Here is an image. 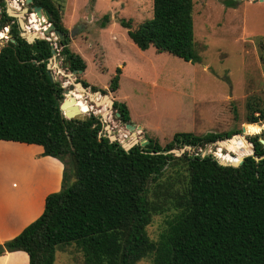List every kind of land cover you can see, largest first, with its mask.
Masks as SVG:
<instances>
[{
  "label": "trees",
  "instance_id": "1",
  "mask_svg": "<svg viewBox=\"0 0 264 264\" xmlns=\"http://www.w3.org/2000/svg\"><path fill=\"white\" fill-rule=\"evenodd\" d=\"M33 4L47 9L50 21L64 33L58 41L59 54L71 69L84 72L87 63L69 47L70 31L60 4L55 0H33ZM0 7V40L6 37L7 26L11 35L0 48V140L40 145L43 156L64 165L60 190L46 196L37 219L0 243V255L23 250L29 264H55L57 250L73 245L85 264H138L144 258L154 264H264L260 138L226 142L229 151L241 150L240 155L252 148L239 166L222 165L212 153L202 155L203 147L231 138L236 130L176 132L165 145L147 138L145 146L126 150L120 140L110 139L95 113L85 120L64 115L60 107L64 87L48 74L53 40L28 42L4 0ZM193 12L194 0H153L151 18L137 27L130 21L121 23L139 48L154 46L197 62L201 56L195 50ZM120 74L118 68L111 91L119 88ZM114 110L130 123L125 102L115 100ZM246 122L248 133L260 132L257 128L264 126L254 123H264V101H248ZM184 147L181 155L170 152ZM218 155L233 159L220 150ZM158 215L165 216V224L153 238L148 228Z\"/></svg>",
  "mask_w": 264,
  "mask_h": 264
},
{
  "label": "rangeland",
  "instance_id": "2",
  "mask_svg": "<svg viewBox=\"0 0 264 264\" xmlns=\"http://www.w3.org/2000/svg\"><path fill=\"white\" fill-rule=\"evenodd\" d=\"M55 2L60 4L64 24L70 31L69 47L85 59L87 68L72 78L67 77L65 74L72 71L58 52L59 40L53 33L43 34L42 38L53 40L57 50L52 57L54 78L64 89L78 79L85 80L91 87L107 89L111 98L128 105L130 123L137 127L140 140L154 138L165 145L176 132L204 134L231 130L237 131L231 139L242 133L250 140L256 136L264 139V127H258L260 132L253 134L243 130L248 124V101H264V0H194L195 50L201 56L197 62L159 52L154 46L141 49L129 37L128 28L121 20L137 27L153 16V0ZM4 3L6 8L12 6V0H4ZM16 3L20 9L25 0H16ZM30 16L26 14L25 20ZM27 26L26 30L32 31ZM3 31L6 37L0 40L1 46L11 37L9 30L4 28ZM118 68L121 69L119 88L111 91L110 84ZM89 91L93 90L89 88ZM82 94V100L91 106L85 113L101 116L104 109H109L105 127L110 124L111 134L121 142L133 137L108 103L97 105L88 93ZM254 124L264 126V123ZM222 142L209 144L202 151L221 158L220 150L235 159L240 158L241 150L229 151ZM25 153L29 161H35L30 151ZM22 165L9 156H2L1 175L36 177L26 171L21 173ZM164 224L165 216H156L148 228L150 235L157 238ZM55 264L85 263L82 253L71 245L57 250ZM138 264L154 263L144 258Z\"/></svg>",
  "mask_w": 264,
  "mask_h": 264
},
{
  "label": "crops",
  "instance_id": "3",
  "mask_svg": "<svg viewBox=\"0 0 264 264\" xmlns=\"http://www.w3.org/2000/svg\"><path fill=\"white\" fill-rule=\"evenodd\" d=\"M24 151H30L36 162L29 161ZM42 151L43 147L37 144L0 140V243L15 237L37 219L44 210L46 196L61 188L63 163L43 156ZM2 156L15 159L20 166L22 163L21 173L26 171L36 177L1 175ZM0 264H29V255L23 250L6 252L0 255Z\"/></svg>",
  "mask_w": 264,
  "mask_h": 264
},
{
  "label": "water",
  "instance_id": "4",
  "mask_svg": "<svg viewBox=\"0 0 264 264\" xmlns=\"http://www.w3.org/2000/svg\"><path fill=\"white\" fill-rule=\"evenodd\" d=\"M33 4V0H25V6L22 7V9H16L13 6H7L6 11L7 13L18 19L19 24H20V28H21V36L24 37L25 39H27L28 42L33 43L36 39H40L42 38V36L40 34H36L33 32H28L26 30V25L27 23L30 21V18H28L27 20H25V16L26 14L28 15H32V14H36L37 15V19L39 20L38 24L40 25L41 28L45 27L46 25L48 26L47 29H44V33H50V34H54V36L59 40L64 38V33L57 28V26L52 23L51 20V15L49 13V11L47 9H44L42 6L39 5H32ZM0 13H1V9H0ZM49 40H52L51 38H48ZM55 45H53V55L57 53L56 48L54 47ZM1 48V45H0ZM67 67L70 65V62L67 61ZM48 67V74L50 76V79L52 81H57L54 78L53 72H52V58L49 60V63L47 65ZM82 70H77L75 69L71 74L70 73H66L65 75L67 77L72 78V76L76 73H82ZM81 89L82 92L84 93H88L90 95V98L92 100L95 101V104L97 105H101V103H108V107L110 109H114V103H115V99L111 98L109 96L108 93H105L104 95H101V92L99 90L96 91H89V89L83 84L82 81H73V83H71L69 85L68 88L65 89L64 94L67 95V97H65L64 101L61 104V109L64 112V115L67 118H74V119H81V120H85L88 118V114L84 113L80 110L79 105H77L75 103V98L73 95H71V97H68V94H70L71 91L75 90V89ZM99 95L101 96L99 100H97V98L99 97ZM109 110V109H108ZM107 115V111H103L101 113V120L104 122L105 121V117ZM116 115L118 117H120V113L116 112ZM126 127L128 129H130L132 131V135L133 137L129 140V141H123L121 142L122 146L126 149L129 150L132 147H134L137 144H140L141 146H145L148 143V140H140L138 138V132H137V127L134 124L131 123H125ZM106 130L108 132V136L110 137V139L112 141L114 140H119L118 137L114 134H111V125L107 124L106 125ZM243 130L245 131V126L243 127ZM237 137L239 138H244V140L247 142V136L244 135L243 133L241 135H237ZM231 139V138H230ZM223 141V142H222ZM261 141L264 143V139H261ZM219 142L222 143H226L227 141L224 140H220ZM189 149H191L190 146H188ZM185 151V147L182 148L181 150L178 149H172L170 150V152H174L177 155H181L182 152ZM208 154V151H202V155L205 156ZM243 157H240L239 159H234V160H229V159H225V158H218L220 164L222 165H232V166H239L240 164L243 163Z\"/></svg>",
  "mask_w": 264,
  "mask_h": 264
},
{
  "label": "bare ground",
  "instance_id": "5",
  "mask_svg": "<svg viewBox=\"0 0 264 264\" xmlns=\"http://www.w3.org/2000/svg\"><path fill=\"white\" fill-rule=\"evenodd\" d=\"M12 6L13 7H15V8H18V5H17V3H16V0H12ZM37 16V15H36ZM35 16V14H32L31 16H30V21L28 22V26H27V29H29V30H32L33 31V33H36L37 32V34L39 33L40 35H43V34H45L44 33V29H47V27H43V28H41L40 27V25L38 24V22H39V20L37 19V17ZM32 31H30V32H32ZM74 97H75V99H76V101H75V103L77 104V105H79V107H80V110H82L84 113L85 112H87L88 110H90L91 109V106L90 105H88L86 102H84V100H82V99H84L83 98V92L81 91V90H78V89H75L74 90ZM97 99H99V97L97 98ZM87 101V100H86ZM92 105V104H91ZM93 108V107H92ZM102 109H104V108H102ZM104 111H107V113L109 112V110L108 109H104ZM109 118V117H108ZM110 120V119H109ZM139 132V131H138ZM121 133V132H120ZM223 148V147H222ZM242 155H240L239 157H241ZM235 158H234V156H233V159L232 160H234Z\"/></svg>",
  "mask_w": 264,
  "mask_h": 264
},
{
  "label": "flooded vegetation",
  "instance_id": "6",
  "mask_svg": "<svg viewBox=\"0 0 264 264\" xmlns=\"http://www.w3.org/2000/svg\"><path fill=\"white\" fill-rule=\"evenodd\" d=\"M32 5H34V4H31L30 6H32ZM24 6H25V3H24ZM24 6H23V7H24ZM0 9H1V7H0ZM16 9H17V8H16ZM20 9H22V8H20ZM1 10H2V9H1ZM1 12H2V11H1ZM17 20H18V19H17ZM18 23H19V21H18ZM19 25H20V24H19ZM59 40H60V39H59ZM63 57H64V56H63ZM63 59H64V58H63ZM64 62H65V64H67V61H66L65 59H64ZM68 67L70 68V65H69ZM68 67H67V68H68ZM70 69H71V68H70ZM74 70H75V69H71L72 72H73ZM78 80H80V79H78ZM86 87H87L88 89H89V88L92 89V87H91L90 85H89V86H86ZM64 91H65V89H64ZM99 91L102 93L101 90H99ZM64 95H65V94H64ZM246 152H249V153H246ZM250 152H251V151H248V150L245 151L244 155H242L243 158L245 159V157H247V156L250 154ZM242 156H241V157H242ZM244 159H243V160H244Z\"/></svg>",
  "mask_w": 264,
  "mask_h": 264
},
{
  "label": "built area",
  "instance_id": "7",
  "mask_svg": "<svg viewBox=\"0 0 264 264\" xmlns=\"http://www.w3.org/2000/svg\"><path fill=\"white\" fill-rule=\"evenodd\" d=\"M5 29L9 30V26L5 27Z\"/></svg>",
  "mask_w": 264,
  "mask_h": 264
},
{
  "label": "clouds",
  "instance_id": "8",
  "mask_svg": "<svg viewBox=\"0 0 264 264\" xmlns=\"http://www.w3.org/2000/svg\"><path fill=\"white\" fill-rule=\"evenodd\" d=\"M4 30V29H3Z\"/></svg>",
  "mask_w": 264,
  "mask_h": 264
}]
</instances>
